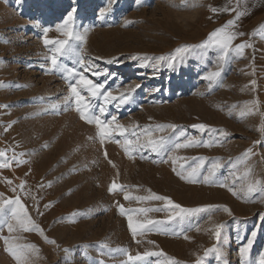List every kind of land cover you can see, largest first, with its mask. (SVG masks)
I'll list each match as a JSON object with an SVG mask.
<instances>
[{
    "label": "rangeland",
    "instance_id": "rangeland-1",
    "mask_svg": "<svg viewBox=\"0 0 264 264\" xmlns=\"http://www.w3.org/2000/svg\"><path fill=\"white\" fill-rule=\"evenodd\" d=\"M69 15L73 32L88 30L82 45L88 62L84 74L103 88L95 96L83 85L78 91L84 97L81 109L87 105L85 115L102 122L103 138L95 123L81 119L69 89L71 77L56 71L50 58L55 54L66 68L84 69L76 57L44 43L45 29H50L49 40L67 39L59 29ZM229 21L235 23L225 29ZM261 26L264 0H0V151L5 152L0 164L9 165L0 167V204L7 212L11 206L4 202L18 197L43 230L41 235L0 228V264H18L6 251L5 238L38 249L24 248L19 264H169L172 259L179 264H245L240 250L249 240L246 264H260ZM220 29L237 34L228 49L217 38L210 40ZM240 44L251 46L237 54ZM186 46V51H177ZM216 72L219 77L207 79ZM107 93L111 96L105 99ZM169 124L176 129L159 127ZM201 124L207 127H197ZM118 125L126 129L123 135ZM125 137L135 143L125 145ZM161 137L170 142L166 156L148 146L150 139ZM176 143L190 146L175 148ZM126 146L139 150L126 153ZM162 157L168 162L158 163ZM214 164L219 167L212 179L225 187L199 178L189 183L173 171L187 176L196 168L204 177ZM113 182L123 190L110 192ZM249 184L256 186L251 194ZM153 194L184 209L226 206L231 215L217 209L210 216L186 215L178 223L180 216H170L179 210ZM121 205L133 223H164L134 238ZM45 236L55 243L46 242Z\"/></svg>",
    "mask_w": 264,
    "mask_h": 264
},
{
    "label": "snow or ice",
    "instance_id": "snow-or-ice-1",
    "mask_svg": "<svg viewBox=\"0 0 264 264\" xmlns=\"http://www.w3.org/2000/svg\"><path fill=\"white\" fill-rule=\"evenodd\" d=\"M101 18H103V12L101 13ZM239 18V17H237ZM72 20V15H69L67 17V19L64 21V23L60 26L59 30L63 31V34L67 37V39L65 40H49L47 39V33L48 31H50V29H45L44 30V35H45V39H44V43L45 45H57V47L54 49L55 52L60 53L61 55H72L74 57H76V63H78L80 65V67L82 69H84V71H80L77 70L76 68H66L63 64H59L58 63V59L57 56L54 54L52 55L51 59V65L53 66V68L58 71V72H67L68 76L71 77V80H69V89L71 94L75 97V104H76V111L80 113L81 115V119H85L88 123H95L97 125L98 128H100V133L101 136L103 138V135L105 133V129L100 127L102 122L98 119V118H94V117H88L85 115V111L87 110V105L84 104V110L81 109V104L84 101V97L81 95L80 91H78V86L83 85L93 96L97 95L100 92V89L103 88L102 84H97V83H93L90 79L87 78V76L84 74L85 71H87L88 69L85 68V65L88 63L87 61H85L84 57H83V53H82V45L84 43H86V34L88 30H85L84 34H80L79 32H73L72 31V25L69 23ZM234 21H229L228 25H225V29L229 28L230 26L234 25ZM225 29H220L217 30V32H214L211 34L210 40L211 38L215 37L217 38V42L221 44V46L224 49H228L231 45L232 40H234L237 36L236 33H231V32H225ZM261 32H264V26H261L260 29ZM239 35H243L242 33H240ZM76 42H80L81 47L77 48L76 46ZM208 45H201V47H207ZM251 45H245V44H240L239 46H237V48L234 50L237 54L242 53L245 47H250ZM189 46H186L185 48H181V49H177L178 52L180 51H186L187 48ZM136 57H133V59H135ZM159 60H163L165 59V57H159ZM98 75V73H97ZM220 73L216 72V73H212L210 76L207 77V79L209 80H214L215 78L219 77ZM75 81V83H73L72 81ZM137 87H139V85H137ZM111 96V93H107V95L105 96V99H107L108 97ZM124 97L121 98V100H123ZM101 111H103V109H101ZM243 115V113H242ZM113 121L116 120L115 117L112 118ZM121 134L123 135V133L126 131V129H124L122 126H119ZM160 129H164V128H171L173 130L176 129V125H162L159 126ZM197 127H199L200 129H204L207 126L206 125H198ZM133 135H136L135 133H133ZM181 135H183V133H181ZM139 140V137L137 136V141ZM125 145H132L133 143H135V141L128 139L127 137H125V141H124ZM170 143L169 141H166L165 138L161 137L159 140H149L148 141V146L151 148L152 151L156 152L158 155L160 154H164L166 156V154L168 153V151H170V149L168 147H166V145ZM185 146H190V145H184L181 143H176L175 144V148H180V147H185ZM203 146L206 147H211L212 145H208L205 144ZM141 148L144 147L143 145L140 146ZM138 148H129V147H125V152L128 153L130 151H138ZM251 149L247 150V152L245 153V155H249L251 154ZM5 152L0 151V157L4 156ZM105 155H107L105 153ZM159 162H163V163H167L168 159L163 158ZM175 162V161H174ZM109 163H112L111 161H109ZM8 163L5 162L4 164H0V167H8ZM113 167H115V165L113 164ZM183 168V166H181ZM219 167V164H214L212 166V170H209L208 175L204 176V177H200L199 176V172L196 168H193L191 170V172L188 173L187 176L184 175L183 171H177L175 168L173 169V171H176V174L178 176H180L181 179H185L187 180V182L189 183H196L198 182V178H199V182H203L206 184H210V185H217L218 182L215 179H212V177H214L215 175V169ZM7 183L9 185L12 184V181H7ZM218 186L221 187H225L226 185H224L223 183H219ZM19 187L21 189L24 188V183H21L19 185ZM123 190V186L122 185H117L115 182H113L110 185L109 191L112 192L114 190ZM12 191H15V188L12 189ZM229 191L232 192V194L234 196H237V192L233 189H229ZM256 191V186L255 184H249L248 188H247V194H251L252 192ZM3 194H0V197H2ZM156 200H161V201H166L167 206H169L172 210H179L178 212H175L174 215L170 216V219H175L176 216H180V220L178 221V223H182L183 219L186 215H193L195 213H199V212H206L209 214V216L216 211L217 209L223 210L225 212H228L229 215H231V211L230 209H228L226 206H207L204 208H196V209H184L181 205L179 204H175L173 203V201L168 198V197H163V196H158L156 194H153V197ZM240 198V197H238ZM125 199H129L128 196H125ZM136 199H143L141 197H137ZM4 203L10 205L11 207L8 208L7 212L5 211L4 205L0 204V228L6 226L9 230V232H15V231H23V232H29V231H37L40 232L41 235H43V230L39 228L38 225L35 224V222L30 218L26 208L24 207L23 204H21L20 199L17 197L15 200H8L5 201ZM119 210L121 212V214L127 215V213L125 212L123 206H119ZM151 209H141L140 211H150ZM128 218V225L129 228L132 232L133 237L135 238L137 235H143L145 234V230H147L148 232L151 231H157L160 228V225H162L164 222L163 221H156V220H146L143 223H133V219L131 215H127ZM12 221H15V226L13 225ZM74 222V221H73ZM152 226V227H150ZM222 227V226H220ZM220 227H217L215 230V236L217 238V240L219 241L220 236H221V232H220ZM253 237L255 236V233L252 234ZM18 238V237H17ZM44 239L46 240V242L48 243H55V241L52 240H48V238L45 236ZM184 239H188L187 235H184ZM5 245H6V251L12 255V257L14 259L17 260L18 264L19 262L22 260V256H21V252L23 251L24 248H30L33 250L38 251V249L36 248L35 245H25V246H17L13 243H10L8 238H5L4 240ZM139 242V241H137ZM252 245V241L249 240L247 247H244L240 250V255L242 257L245 258V264H246V258H247V254L249 249L251 248ZM103 247H106L103 246ZM67 251V250H65ZM118 251H121L125 254H128L127 249H120ZM161 253H145V255H160ZM128 258L129 260L133 259V257L128 254ZM135 259H141V257H136ZM100 264H102V262H100ZM169 264H179L178 261L172 259L169 261ZM260 264H264V257H261L260 259Z\"/></svg>",
    "mask_w": 264,
    "mask_h": 264
},
{
    "label": "bare ground",
    "instance_id": "bare-ground-1",
    "mask_svg": "<svg viewBox=\"0 0 264 264\" xmlns=\"http://www.w3.org/2000/svg\"><path fill=\"white\" fill-rule=\"evenodd\" d=\"M258 96H259V99H260L261 102L264 101V95L262 94V92H259V95ZM235 231H237V230H235ZM230 239H231V237L229 238V240Z\"/></svg>",
    "mask_w": 264,
    "mask_h": 264
}]
</instances>
